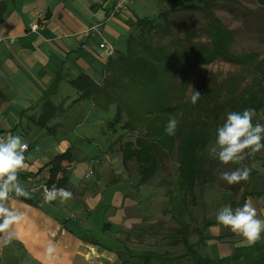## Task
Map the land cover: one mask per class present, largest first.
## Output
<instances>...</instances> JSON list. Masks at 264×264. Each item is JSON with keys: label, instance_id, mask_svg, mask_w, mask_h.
<instances>
[{"label": "crops", "instance_id": "0c3cea01", "mask_svg": "<svg viewBox=\"0 0 264 264\" xmlns=\"http://www.w3.org/2000/svg\"><path fill=\"white\" fill-rule=\"evenodd\" d=\"M122 1L0 0V137L19 135L23 142L24 137H45L46 132L33 128V121L42 115L40 105L56 79L72 81L86 75L102 83L106 74V65L99 58L103 43L109 41L120 51L125 48L135 22L153 19L174 7V0H128L127 9H118ZM34 25L39 26L37 31L33 30ZM58 91L63 92V88ZM62 108L67 114L52 125L62 126L61 135H66L81 113H75L73 106ZM35 142L38 145L40 140L32 138V143L25 142L30 149L25 152L24 167L18 173L30 196L10 201L21 220L13 226L12 242L0 245V264H120L117 254L124 253L141 224L138 217L127 215L129 199H125L123 188L109 191L108 184L98 178L96 182H84L82 178L90 168L84 176H77L73 169L68 188L73 198L66 203L43 201L40 193L34 192L35 178L42 175L49 182L48 165L66 148L49 155L46 162L31 163L29 155ZM112 155L105 162L97 161L103 176L115 172L116 177L124 178L106 165ZM122 168L124 172V164ZM253 183L257 182L252 177L250 185ZM262 188L257 191H264V184ZM245 202H251L259 218L264 219V194L249 197ZM101 205L113 214L104 208L99 210ZM107 224L111 225L108 232L104 229ZM208 234L212 238L208 252L215 259L231 256L235 247L248 245L241 236L220 225L212 227ZM222 236L226 239L218 241ZM87 238L99 241L102 248L86 242ZM50 245L55 247L52 254L48 252Z\"/></svg>", "mask_w": 264, "mask_h": 264}, {"label": "trees", "instance_id": "16d2710c", "mask_svg": "<svg viewBox=\"0 0 264 264\" xmlns=\"http://www.w3.org/2000/svg\"><path fill=\"white\" fill-rule=\"evenodd\" d=\"M201 1L191 0V2ZM205 1L209 4L213 0ZM255 1L264 8V0ZM206 6L207 4L202 8L207 10L205 9ZM212 19L213 23L203 30L210 42L207 46L197 45L190 39L188 42L177 43L174 46L175 50L173 53H170L171 48L169 47L154 49L150 45V42L154 39L153 31L158 26L162 28L168 23L169 11L162 12L157 18V22L155 19L139 20L132 25V32L126 40V52L119 53L116 51V54H118L117 60L113 62L115 54L114 58L108 64H105L106 74L101 85H98L86 75L72 80L73 87L82 94L81 102H90L95 110L107 113L113 105L117 106L118 104L116 116L110 123V128L114 129V134L117 133L120 126L123 130H128L130 133L139 132L142 134L135 140L125 142L123 137H120L111 143L112 146L115 144L120 146L119 149L123 153V164L129 178L123 180L121 177L114 175L112 176V181L108 183V187L116 185L123 187V190L126 191L124 196L126 200L132 199L137 202L134 199L136 195H132L133 197L130 195L132 194L131 190H136L138 194L142 193L143 199L139 202L140 207L147 206L144 201L149 199L148 194L143 193V189L148 188L151 183L155 182L161 173L162 148L164 146L162 141L165 137H151L154 133L152 127L159 123L167 125L169 118H175L180 122L182 112L195 106V104L183 99L182 96L184 94L172 93V91L179 93L180 89L177 90L169 86L168 83H166V87L162 88L159 83L158 88L148 89L150 97L149 99L147 97L144 98L141 104L137 102V105L132 103H129L130 105H121L117 101L120 96L117 91H121L125 84L139 82L144 84L143 87L147 89L146 84H149L150 81L149 88H151L153 84L168 75L171 68L173 70L176 67L191 70L223 59L229 63L250 66L254 71L257 79L247 88L246 94L240 99L243 100L244 109H254L256 115L264 112V58L256 53L239 56L231 54L229 48L233 42V34L224 27L220 20L214 18V16H212ZM139 29L142 30L138 31ZM145 61H149L150 65L145 66ZM60 79H56L51 89L53 90L52 93L55 92V87H57ZM49 92L46 93L45 97L50 94ZM67 112L62 107L47 104L40 118L34 119L33 128L46 132V135L55 134L57 133L56 129L60 126L57 124L52 125V122L64 117ZM256 115L253 117V124L258 123ZM85 116L86 114L83 113L77 116L74 121V123H77L76 126L85 119ZM125 116L128 118L127 122H124ZM211 121L215 122L216 118L201 122L200 130L191 121L189 124L190 128L186 129L180 136L178 133V137H169L171 138L172 147L175 146L174 142H177L178 145L176 147L178 159L177 174L173 182L161 181L160 184L162 187H168L163 213L179 223V227L175 229L168 243V246L174 250L134 253L127 250L126 245L124 251L126 255L123 253L117 254L120 264H264L263 235L254 245L237 246L231 256L215 259L208 252V244L212 239L208 233L212 227L218 225L216 217L215 219H210L207 210H205L203 225L201 227L193 226L197 220L195 210L200 205L198 201L205 196L208 185L206 184L207 175L203 168V161L206 159V154L209 153V148L212 146L213 141L217 138V129L215 130ZM217 127L220 126L217 125ZM35 146H37L36 142L33 147ZM82 160H84L83 154L75 146H71L63 154L54 157L48 165L50 168L48 184L57 188L68 189L73 169ZM132 163L136 164L137 176L135 178L131 177L129 173V166ZM129 182L132 183L127 187L126 185ZM263 194L264 191L256 190L252 192L246 190L242 199L237 202L232 195L223 193L219 209L225 205H230L235 209L244 204L249 197H260ZM202 206L206 207L205 204H202ZM101 208L106 209V212L109 210V208L104 206ZM108 228L110 229L111 225H106L104 228L106 232H108ZM146 232L138 230V233L142 235ZM147 235L150 237L154 236L152 233H147ZM225 239L226 237L224 236L217 238L218 241ZM86 242L102 248L99 241L95 239L87 238ZM130 242L133 243L132 241ZM133 245L135 244L133 243ZM121 255H123L122 259H119Z\"/></svg>", "mask_w": 264, "mask_h": 264}, {"label": "rangeland", "instance_id": "374dc122", "mask_svg": "<svg viewBox=\"0 0 264 264\" xmlns=\"http://www.w3.org/2000/svg\"><path fill=\"white\" fill-rule=\"evenodd\" d=\"M206 4L207 6L205 9L207 10H204L202 7ZM168 11L169 20L166 26L164 25L162 28L158 26V28L153 31L154 39L150 42V45L154 49L169 47L171 48L170 53H173L175 50L174 46H176L177 43L188 42L190 39L197 45L207 46L210 42L207 35L203 33V30L213 23L212 16H214V18L220 20L224 27L233 34V42L229 48L231 54L239 56L242 54L256 53L264 58V8L255 0H213L209 4L206 3L205 0L201 2L174 0L173 10L169 9ZM158 17L159 15L153 19L157 22ZM153 48L152 50L155 51ZM118 52L125 53L126 50L122 48ZM117 58L118 54H116L113 62H115ZM144 65L149 66L150 62L145 61ZM256 79L257 75L250 66H242L219 59L210 65H204L191 70L187 68L179 69L178 67L173 70L171 68L168 75L156 84H153L151 88H149L150 81L149 84H146L147 89L143 87L144 84L137 82L125 84L121 91H117V93H120V96H117V101H119L121 105H130L129 103L137 105V102L141 104L144 98L147 97V99H149L150 97L148 89L158 88L157 86L159 83L162 88L166 87V83H168L169 86L177 90L180 89L179 93L177 91H172V93L184 94L182 98L188 102L191 101L194 90L201 94L198 105L196 103L195 106L182 112L181 120L178 122L179 124H177L175 135L170 136L165 132L166 124L159 123L152 127L154 133L151 137H165L162 141L164 146L162 148L161 173L155 182L151 183L148 188L143 189V193L148 194L149 197L147 201H144L147 206L145 205V207H142L143 209H141L139 205L140 200L143 199L142 193L138 194L136 190H131L132 194L130 195H136L134 199H136L137 202L132 199L128 200L127 209H130L127 211V215L130 217H138L141 220V224L139 225L140 231L143 230V232H147L142 235L139 233L135 234V232L133 233V231H131L133 234L130 237V241L136 246L133 247V243L129 241V243H127V250L134 253L149 251L166 252L174 250L168 246V243L175 229L179 227V223L171 219L169 215L167 216L163 213L165 209L164 201L167 200L166 192L168 187H162L160 184L161 181L173 182L177 174L178 159L176 147L178 145L177 142H174L175 146L172 147L171 138L169 137H178V133L180 136L181 133H184L186 129L188 130L190 128L189 124L191 121L197 129L200 130L201 122L216 118L215 122H211L215 130L218 129L217 125L222 126L224 124L228 113L233 111L242 112L244 110L242 104L243 100L240 98L246 94L247 88L255 82ZM101 84L102 83L98 85ZM60 88H63V92L58 91ZM52 92L53 90L49 92V95L44 97L40 105L42 112L47 104L55 107L62 105L65 109L73 106L75 113H84L86 116L77 128L76 125H71V127L68 128L71 132H67L68 134L66 133V135H61L62 126H60L56 129L57 133L46 135L42 139L40 137H24L25 142L29 144L32 143V138L40 140L38 145L32 148L29 161L31 163H36L37 160L46 162L49 155L56 154V152L59 153L63 147L67 150L71 146H75L82 152L84 159L76 166V175L84 176V173H86L89 168L95 173L89 180L84 176L82 178L84 182L92 183L99 179L104 184L110 183L113 179L112 176L116 175V173L114 172V174L104 177L102 173L103 170L100 169L97 161H100L99 163L105 162L107 156H111L112 154L115 155H112L106 165L109 168L113 167L118 173L124 176V178H122L123 180H127L129 178L128 172L126 170L123 172L122 168V150L120 151V146H116V144L112 146L111 143L120 137H123V141L125 140V142L135 140L142 136V134L139 132L130 133L128 130H123L121 126L117 130V133L114 134V129L110 128V123L116 116L118 104L117 106L113 105L107 113L95 110L93 104L90 102H81V92L79 93L73 87L72 81L67 78H61L60 82L57 83V87H55V92ZM117 93L116 95H118ZM172 93L170 92L171 96ZM33 114L35 115L37 112L34 111ZM77 115L79 116L80 114ZM256 119L259 123L264 124V112L257 114ZM127 121L128 118L125 116L124 122ZM26 128L29 129L30 124H27ZM31 135L33 134H30V136ZM215 143L216 140L213 141L212 146H214ZM206 155L207 157L203 161V168L207 175L206 184L208 185L205 196L203 197L204 199L200 198L198 201L200 205L195 210L197 220L195 224H193L194 227H201L203 225L202 222L205 210H207L210 219H215L216 213L220 208L219 203L221 198H223V193L227 195L230 194L237 201H240L246 190H262V185L264 184V172H262V166H264V150L254 155L246 156L244 160L238 163L233 162L227 165L221 163L209 153ZM135 165V163H132L129 166V173L133 178L137 176ZM107 166H105V168H107ZM92 167L97 170V174L96 170L92 169ZM243 167L251 169V174L247 181L229 185L226 181L221 179V173L231 172ZM252 177H255L257 183L250 185ZM131 183L132 182H129L126 186L129 187ZM119 187L120 185H116L108 189L109 191H114L113 188ZM202 204H205L206 207H203ZM99 210L103 211V208ZM107 212H109L110 215L113 214V211L110 209ZM102 217H104V215ZM104 223L105 220L102 221V226ZM147 233H152V235H154L152 236L153 238L149 236L150 234L147 235ZM99 235L100 233H98V237ZM123 254L126 255L125 252ZM122 256L123 255H121L119 259H122Z\"/></svg>", "mask_w": 264, "mask_h": 264}, {"label": "clouds", "instance_id": "9594fccd", "mask_svg": "<svg viewBox=\"0 0 264 264\" xmlns=\"http://www.w3.org/2000/svg\"><path fill=\"white\" fill-rule=\"evenodd\" d=\"M201 94L193 92L191 102L196 104ZM254 109H244L242 112L228 113L224 124L217 129V138L214 146H210L209 154L227 165L240 162L246 156L254 155L264 150V124H253ZM178 121L172 118L168 121L165 132L175 135ZM28 144L23 142L19 135L0 137V245L7 246L15 238L13 226L20 222L21 214L12 208L10 201L16 197H29L30 193L22 186L18 173L25 163V152ZM251 169L238 168L231 172L221 173V179L229 185L247 181ZM43 187V199L47 203L59 200L66 203L73 198V193L66 188L51 189ZM218 225L230 229L247 242L254 245L264 233V219L259 218L256 207L251 202L233 209L225 205L216 214ZM49 254L55 252L50 245Z\"/></svg>", "mask_w": 264, "mask_h": 264}, {"label": "built area", "instance_id": "2783aa9c", "mask_svg": "<svg viewBox=\"0 0 264 264\" xmlns=\"http://www.w3.org/2000/svg\"><path fill=\"white\" fill-rule=\"evenodd\" d=\"M129 1L128 0H123L119 5H118V9H127ZM39 29L38 25H34L33 26V30L37 31ZM116 54V47L109 41H105L103 43L102 49L100 51V55L99 58L100 60L104 63V64H108L110 62V60L112 58H114ZM4 137V136H2ZM30 147L28 146L27 151H29ZM26 151V152H27ZM95 175L94 171L91 170L86 174V179H91L93 176ZM35 188H34V192H39L41 195V198L43 199V187L42 186H46L47 188L51 189L53 186H50L48 184V181H45V179L43 178L42 175H38L35 178ZM44 201V199H43Z\"/></svg>", "mask_w": 264, "mask_h": 264}]
</instances>
